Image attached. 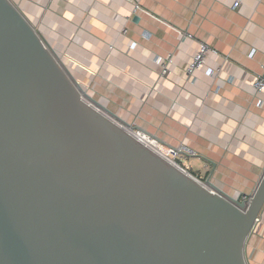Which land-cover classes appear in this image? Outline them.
Instances as JSON below:
<instances>
[{
	"label": "water",
	"instance_id": "1",
	"mask_svg": "<svg viewBox=\"0 0 264 264\" xmlns=\"http://www.w3.org/2000/svg\"><path fill=\"white\" fill-rule=\"evenodd\" d=\"M92 105L115 115L0 0V264H248L264 176L209 190Z\"/></svg>",
	"mask_w": 264,
	"mask_h": 264
},
{
	"label": "crops",
	"instance_id": "2",
	"mask_svg": "<svg viewBox=\"0 0 264 264\" xmlns=\"http://www.w3.org/2000/svg\"><path fill=\"white\" fill-rule=\"evenodd\" d=\"M135 1L14 0L113 118L164 145L184 144L194 175L250 198L264 176V92L253 86L264 71V0H139L137 12ZM200 41L218 52L191 83L186 67ZM171 55L163 75L155 60ZM244 253L248 264H264V205Z\"/></svg>",
	"mask_w": 264,
	"mask_h": 264
},
{
	"label": "built area",
	"instance_id": "3",
	"mask_svg": "<svg viewBox=\"0 0 264 264\" xmlns=\"http://www.w3.org/2000/svg\"><path fill=\"white\" fill-rule=\"evenodd\" d=\"M134 5H135V8H134L135 12H137L141 9V3L139 0H136L134 2ZM239 5H240L239 1H236L234 3L235 8H237ZM123 31L126 32V29ZM130 45H131V48L132 47L134 48L135 42H132ZM210 52L217 53L218 50L213 48L208 42L200 41L199 47L197 48V50L193 54L192 59L189 61L188 65L186 67L187 76H188V79L190 80L191 83H195L197 81L196 74L199 70H202L205 67L206 61L208 59ZM155 61L162 65V74L163 75L170 73L169 65L173 62V56L172 55L166 59H162L160 57H157ZM217 72H218V70H214V69L209 70V74H211V75H217ZM232 81H233V77H230L228 79V82H232ZM253 86L257 92H264V71L262 73H259L256 75L255 80L253 82ZM86 101L90 104L93 103L88 98H86ZM124 127L127 128L129 131L132 130L133 132H131V131L130 132L132 134H134L135 136H136V134L137 135L143 134L145 136H149L148 137L149 141L145 143L147 146H149L150 148H152L153 150H155L156 152H158L160 154L164 153L162 155L166 154L167 158L170 161H173L175 163L180 164L185 172H191L189 170V168L183 164V162H185V160H186L185 154L188 151V148L184 144L181 143L180 145H177V146H167V145H164L163 143H161L156 136L146 132L143 129L138 128V131H135L134 127L132 125H128V126H124ZM178 158H180L181 160L179 161Z\"/></svg>",
	"mask_w": 264,
	"mask_h": 264
},
{
	"label": "rangeland",
	"instance_id": "4",
	"mask_svg": "<svg viewBox=\"0 0 264 264\" xmlns=\"http://www.w3.org/2000/svg\"><path fill=\"white\" fill-rule=\"evenodd\" d=\"M13 3L15 4V6H17L16 5V3L14 2V0H13ZM39 35H40V33H39ZM41 36V35H40ZM42 37V36H41ZM46 42V41H45ZM47 43V42H46ZM47 45H48V43H47ZM48 47L50 48V50L52 51V53L54 54V56L56 57V59L59 61V63L64 67V69L65 70H67L66 69V67H65V65L62 63V60H61V58L57 55V54H55V52H54V50L48 45ZM75 81V80H74ZM107 106V105H106ZM108 107V106H107ZM109 108V107H108ZM110 109V108H109ZM103 111H105V110H103ZM105 113H107V114H109V112H107V111H105ZM110 116H111V114H109ZM112 118H113V116H111ZM114 120H116V121H118L119 123H121L122 125H124V126H128V125H132L133 127H134V125L133 124H129L128 122V124L127 123H125L124 121H122V120H120V119H117V118H113ZM134 130L135 131H138V128L137 127H134ZM178 160L180 161L181 159L180 158H178ZM184 165H187V162L184 164ZM197 168H196V166L193 164V165H191V171H196L197 172V170H196ZM195 172V173H196ZM202 180V179H201ZM203 181V183L204 184H206V181L205 180H202ZM207 185H209V184H207ZM247 200L249 199V198H246Z\"/></svg>",
	"mask_w": 264,
	"mask_h": 264
},
{
	"label": "bare ground",
	"instance_id": "5",
	"mask_svg": "<svg viewBox=\"0 0 264 264\" xmlns=\"http://www.w3.org/2000/svg\"><path fill=\"white\" fill-rule=\"evenodd\" d=\"M92 106H94L95 108H97L98 110H100L102 113H104L105 115H108L109 116V114H107V113H105V111H103L102 110V108H100L99 109V107L97 106V105H92ZM110 118H112V117H110ZM131 132H133L132 130H130ZM136 136L138 137V139H140L143 143H146V142H148L149 141V136H145V135H137L136 134ZM150 145V144H149ZM154 145V144H153ZM162 154H164V153H162ZM163 156H166L167 157V155L165 154V155H163ZM204 186H206L209 190H214L210 185H207V184H204V183H202Z\"/></svg>",
	"mask_w": 264,
	"mask_h": 264
}]
</instances>
